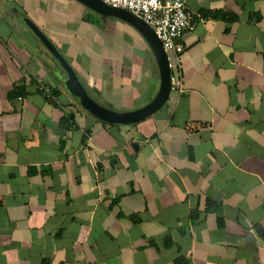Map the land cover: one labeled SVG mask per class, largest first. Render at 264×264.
Returning <instances> with one entry per match:
<instances>
[{"label": "crops", "instance_id": "crops-1", "mask_svg": "<svg viewBox=\"0 0 264 264\" xmlns=\"http://www.w3.org/2000/svg\"><path fill=\"white\" fill-rule=\"evenodd\" d=\"M187 10L181 89L111 123L24 19L118 111L160 89L143 35L78 0H0V264H264V0Z\"/></svg>", "mask_w": 264, "mask_h": 264}, {"label": "water", "instance_id": "water-1", "mask_svg": "<svg viewBox=\"0 0 264 264\" xmlns=\"http://www.w3.org/2000/svg\"><path fill=\"white\" fill-rule=\"evenodd\" d=\"M101 16H114L133 25L147 40L156 56L160 68L161 85L155 98L146 106L130 111H118L103 106L95 100L87 91L82 81L76 74L69 61L61 54L58 48L51 42L49 37L30 18L24 19L27 25L40 37L48 49L59 60L63 69L67 72L66 85L68 89L78 97L81 105L95 117L111 123H132L144 119L159 109L168 99L171 92V67L167 51L155 31L141 18L130 11L113 7L102 0H78Z\"/></svg>", "mask_w": 264, "mask_h": 264}, {"label": "built area", "instance_id": "built-area-1", "mask_svg": "<svg viewBox=\"0 0 264 264\" xmlns=\"http://www.w3.org/2000/svg\"><path fill=\"white\" fill-rule=\"evenodd\" d=\"M108 5L126 9L143 19L162 41L168 52L180 53L185 49L182 37L193 31L196 23L187 10L190 0H102ZM172 66L170 62V67ZM181 80L171 71V90L181 89ZM39 89L53 96L50 88L41 83ZM21 99V97H19Z\"/></svg>", "mask_w": 264, "mask_h": 264}, {"label": "trees", "instance_id": "trees-1", "mask_svg": "<svg viewBox=\"0 0 264 264\" xmlns=\"http://www.w3.org/2000/svg\"><path fill=\"white\" fill-rule=\"evenodd\" d=\"M209 13H210V12H204V14H209ZM204 14H203V15H204ZM193 20H194V18H193ZM194 21H195V20H194Z\"/></svg>", "mask_w": 264, "mask_h": 264}, {"label": "rangeland", "instance_id": "rangeland-1", "mask_svg": "<svg viewBox=\"0 0 264 264\" xmlns=\"http://www.w3.org/2000/svg\"><path fill=\"white\" fill-rule=\"evenodd\" d=\"M130 42V40H128ZM132 42V41H131Z\"/></svg>", "mask_w": 264, "mask_h": 264}]
</instances>
